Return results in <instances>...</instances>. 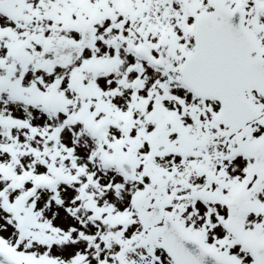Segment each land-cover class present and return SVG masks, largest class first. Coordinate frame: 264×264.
Wrapping results in <instances>:
<instances>
[{"label": "snow or ice", "instance_id": "obj_1", "mask_svg": "<svg viewBox=\"0 0 264 264\" xmlns=\"http://www.w3.org/2000/svg\"><path fill=\"white\" fill-rule=\"evenodd\" d=\"M0 264H264V0H0Z\"/></svg>", "mask_w": 264, "mask_h": 264}]
</instances>
